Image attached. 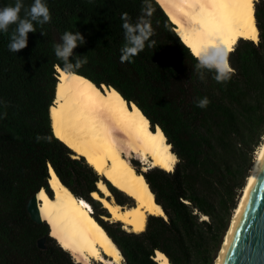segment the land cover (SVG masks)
<instances>
[{
  "label": "trees",
  "instance_id": "1",
  "mask_svg": "<svg viewBox=\"0 0 264 264\" xmlns=\"http://www.w3.org/2000/svg\"><path fill=\"white\" fill-rule=\"evenodd\" d=\"M15 2L0 0V8ZM44 2L51 20L33 22L35 32L28 33L24 49H8L16 24L0 31V264H83L49 234L46 221L35 222L27 210L28 199L41 187L51 195L49 165L76 197L90 203L124 264H160L156 250L171 264H213L264 136V0L255 2L259 38L239 39L228 57L233 73L223 83L206 69L200 79L195 55L157 0H149L147 17L154 34L125 63L120 62L121 15L135 21L144 0ZM22 3L24 18L33 0ZM65 30L81 32L86 41L73 49V62L86 60L73 72L99 87L112 86L135 103L152 129L161 128L177 156L172 170L142 171L166 216L148 213L139 232L101 218L109 213L90 195L99 179L116 202L133 204L134 199L83 156H74L53 132L50 105L58 67L64 64L54 45ZM203 97L210 103L197 107ZM42 236L44 248L38 246Z\"/></svg>",
  "mask_w": 264,
  "mask_h": 264
},
{
  "label": "bare ground",
  "instance_id": "2",
  "mask_svg": "<svg viewBox=\"0 0 264 264\" xmlns=\"http://www.w3.org/2000/svg\"><path fill=\"white\" fill-rule=\"evenodd\" d=\"M157 1L192 52L209 38L215 42L226 41L231 49L240 38L253 41L259 38L254 13L256 0ZM49 114L54 134L73 150V155L83 156L97 173L134 199L135 203L127 205L114 201L109 198L108 186L99 179L96 186L102 193L92 190L90 195L109 212L104 218L121 221L124 228L139 232L145 228L148 213L166 216L155 202L142 171L149 166L172 170L177 156L161 128L152 129L135 103L128 104L114 87L105 84L99 87L85 75L66 74L58 67ZM132 157L142 161V170H138ZM48 185L51 195L41 187L36 199L40 215L49 226V234L76 261L124 264L118 247L92 215L90 203L76 197L51 167ZM154 258L160 264H171L160 250H156Z\"/></svg>",
  "mask_w": 264,
  "mask_h": 264
},
{
  "label": "clouds",
  "instance_id": "3",
  "mask_svg": "<svg viewBox=\"0 0 264 264\" xmlns=\"http://www.w3.org/2000/svg\"><path fill=\"white\" fill-rule=\"evenodd\" d=\"M24 7L22 0H16L14 5L0 8V31L7 32L12 24H16V29L10 35L8 49L17 53L27 46L28 33L35 32L34 23L41 25L50 22L51 14L44 0H33V3L26 10L25 17L21 18L19 13ZM152 14V7L149 0H144L141 15L133 21L128 13H122V28L124 30V45L120 49V62H131L132 58L138 55L145 47L146 42L154 34L149 19ZM43 35V33H41ZM85 38L81 32L75 33L65 30L60 37V42L54 45V52L58 59L64 62L63 70L66 74H71L74 69H78L86 60L73 57V49L84 44ZM229 48L227 42H215L209 38L207 41L195 47L194 55L198 61L196 68L201 80L205 79L204 71L215 72L214 79L218 83H223L231 78L233 69L229 64ZM210 103L207 97L196 101L197 107L206 108Z\"/></svg>",
  "mask_w": 264,
  "mask_h": 264
},
{
  "label": "water",
  "instance_id": "4",
  "mask_svg": "<svg viewBox=\"0 0 264 264\" xmlns=\"http://www.w3.org/2000/svg\"><path fill=\"white\" fill-rule=\"evenodd\" d=\"M27 210L35 222L44 221L36 193L28 199ZM221 244L215 264H264V136ZM38 246L45 247V236L38 239Z\"/></svg>",
  "mask_w": 264,
  "mask_h": 264
},
{
  "label": "rangeland",
  "instance_id": "5",
  "mask_svg": "<svg viewBox=\"0 0 264 264\" xmlns=\"http://www.w3.org/2000/svg\"><path fill=\"white\" fill-rule=\"evenodd\" d=\"M239 42V40L237 41V43ZM236 43V44H237ZM235 44V45H236ZM256 151V150H255ZM74 153V152H73ZM132 161H133V163L135 164L136 163V165H137V168H139V169H141L142 170V161L141 160H139V159H137V158H135V157H132ZM149 165V164H148ZM149 168H151V166H149V167H147V169H149ZM147 169H145L144 171H146ZM109 198H111V199H115L114 198V195H113V193L111 192L110 193V195H109ZM115 201V200H114ZM134 203H135V201H134ZM125 205V204H124ZM127 205V204H126ZM106 209V208H105ZM107 210V209H106ZM108 212V211H107ZM109 213V212H108ZM103 220H106L107 222H111L112 220H110L109 218H104L103 216L101 217ZM230 224V223H229ZM122 226H123V224H122ZM229 227V226H228ZM125 229H127V228H125ZM128 230V229H127ZM228 230V229H227ZM227 230H226V232H227ZM226 234V233H225ZM225 236V235H224ZM223 240H224V238H223ZM223 242V241H222ZM95 263H97V264H103V262H101V261H96V260H93ZM83 263V262H82ZM84 264V263H83ZM113 264V263H112ZM214 264V263H213Z\"/></svg>",
  "mask_w": 264,
  "mask_h": 264
},
{
  "label": "snow or ice",
  "instance_id": "6",
  "mask_svg": "<svg viewBox=\"0 0 264 264\" xmlns=\"http://www.w3.org/2000/svg\"><path fill=\"white\" fill-rule=\"evenodd\" d=\"M229 48L231 49V47L229 46ZM193 52H195V48H193Z\"/></svg>",
  "mask_w": 264,
  "mask_h": 264
}]
</instances>
